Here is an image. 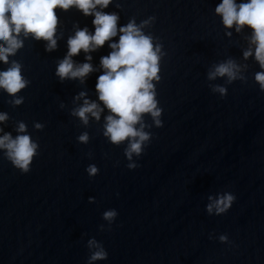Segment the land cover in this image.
<instances>
[{"label":"water","instance_id":"water-1","mask_svg":"<svg viewBox=\"0 0 264 264\" xmlns=\"http://www.w3.org/2000/svg\"><path fill=\"white\" fill-rule=\"evenodd\" d=\"M220 2L113 0L104 9L119 16L118 27L155 17L143 31L164 54L154 82L162 126L144 116L150 140L131 161L127 141L114 145L104 135L107 109L86 125L73 115L82 92L104 107L96 83L108 42L90 53L95 71L83 83L56 75L68 38L78 28L93 32V18L54 9L56 49L24 40L10 61L22 65L30 83L19 106L0 91V112L8 115L0 128L15 137L23 122L38 149L27 173L0 152V264H88L93 238L108 253L95 264H264V92L254 80L261 69L243 58L250 30L225 29L215 14ZM72 59L86 62L83 51ZM228 60L243 78L209 80ZM226 192L235 196L230 209L209 214V197ZM111 209L118 215L110 225L103 214Z\"/></svg>","mask_w":264,"mask_h":264},{"label":"clouds","instance_id":"clouds-1","mask_svg":"<svg viewBox=\"0 0 264 264\" xmlns=\"http://www.w3.org/2000/svg\"><path fill=\"white\" fill-rule=\"evenodd\" d=\"M113 0H0V64L6 67L0 70V91L12 98L13 106L24 102L23 96L18 95L30 83L22 75V65L11 60L24 47V40L31 37L36 41H44L45 51H54L57 47L58 15L54 9L64 12L75 8L85 17H92L94 31L87 27L78 28L74 35L67 40L68 51L58 62L56 75L61 81L78 79L81 83L95 71L91 52L102 48L108 42L111 50L107 56L100 59L102 74L98 76L96 92L98 101L83 98V104L74 111L73 115L80 118L86 125L89 116L100 119L101 113L107 109L104 135L109 142L119 145L127 141L126 158L131 161L133 155L139 156L150 140V133L145 131L143 118L149 115L156 127L162 126L161 108L156 98L155 83L160 79V61L164 55L162 46L154 43L151 35L143 29L155 21V17L137 24L130 20L126 25L118 27L119 16L116 13L105 12ZM215 14L221 18L225 29L234 28L236 33L244 29L250 30L249 47L243 52L245 60L254 58L261 71L254 75L260 91L264 92V0H221L215 7ZM231 35L230 32L226 33ZM118 36V40H114ZM81 51L85 53V61L77 64L72 58ZM240 67L232 60L215 66L209 73L208 79L227 77L228 82L242 79ZM214 91L224 95L226 89L217 87ZM8 120L7 113L0 112V124ZM40 129L42 125L36 124ZM17 135L4 132L0 128V152L21 173L30 171V165L37 154L38 144L26 134L27 128L23 122L18 123ZM79 141L86 143L87 134H82ZM136 164L129 163L128 168L134 169ZM87 172L95 176L98 169L89 165ZM235 200L231 193H224L217 198L209 197L207 212L217 215L227 212ZM116 210L111 209L103 214V219L110 225L117 217ZM221 242L227 237L221 235ZM90 256L88 264L105 261L108 253L104 246L94 238L88 241Z\"/></svg>","mask_w":264,"mask_h":264}]
</instances>
